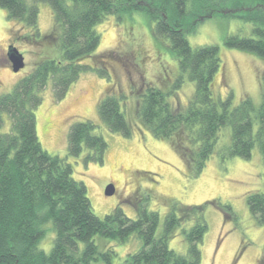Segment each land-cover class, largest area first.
<instances>
[{"label": "trees", "instance_id": "obj_1", "mask_svg": "<svg viewBox=\"0 0 264 264\" xmlns=\"http://www.w3.org/2000/svg\"><path fill=\"white\" fill-rule=\"evenodd\" d=\"M40 3L49 4L53 11L52 29L44 35L39 29ZM0 7L11 21L27 28L24 39L52 47L11 92L0 96V264H112L117 257L115 249L103 251L95 239L122 243L133 234L138 235L142 247L128 254L123 264H202L200 245L208 230L206 205L182 207L169 202L160 236V215L148 208L152 194L141 196L138 191L140 196L133 202L135 219L121 206L105 217L97 216L87 186L73 178L68 158L86 152L87 164L104 163L108 144L97 134L98 125L90 120L73 123L68 157L63 159L44 150L36 111L49 83L55 98L62 101L82 74L95 73L108 82L98 103L100 120L111 132L132 137V125L122 106L129 98L117 92L108 64L85 62L100 45L96 31L100 22L109 16L144 12L154 24V36L169 40L179 62L177 87L186 75L195 84V92L182 108L171 103L175 89L165 91L146 83L137 89L133 84L131 93L142 126L171 145L192 179L203 173L228 127L231 141L219 148L223 158L250 159L258 147L264 162V72L259 108L249 97L233 106L232 94L223 100L213 90L222 63L219 48H194L187 38L201 18L244 14L254 22L252 35L227 37L226 45L264 59V0H0ZM6 115L11 127L3 132ZM248 205L263 225L264 193L251 195ZM50 222L56 237L48 254L39 244ZM179 228L188 243L186 255L169 248V240Z\"/></svg>", "mask_w": 264, "mask_h": 264}, {"label": "rangeland", "instance_id": "obj_2", "mask_svg": "<svg viewBox=\"0 0 264 264\" xmlns=\"http://www.w3.org/2000/svg\"><path fill=\"white\" fill-rule=\"evenodd\" d=\"M38 7L39 29L44 35L52 29L53 11L47 3H40ZM153 27L144 12L106 17L96 26L101 36L100 45L85 62L108 64L117 92L129 98L122 106L132 125V137L125 138L111 132L100 120L98 103L108 82L95 73H84L62 101L55 98L51 83L43 92L42 104L36 111L40 142L48 153L67 158L71 125L83 120L94 122L98 125L97 134L108 144L104 163L87 164L86 152L79 158L68 160L73 178L87 186L97 216L105 217L121 206L128 217L135 219V198L152 194L154 199L149 201L148 208L160 215L157 231L160 236L164 231L169 202L182 207L206 205L208 230L200 245L202 264H262L264 224L251 214L248 205L251 195L264 193V162L258 147L250 159L223 158L219 148L231 141V128L228 127L223 131L218 151L207 162L203 173L192 179L171 145L154 138L136 116L137 101L131 93L133 84L137 89L143 83L165 91L175 89L171 103L182 108L187 107L195 92V84L186 75L177 87L181 76L179 62L173 56L169 40L157 39ZM193 27L187 36L192 47L217 46L220 51L221 68L213 82L215 95L225 100L232 94L233 106L249 97L259 108L264 59L229 48L225 42L231 36H251L253 20L244 14L207 17L195 22ZM26 32L27 28L25 30L22 24L11 21L7 11L0 7V96L11 92L14 85L40 62L43 54L52 51L50 45L24 39ZM9 46L16 47L25 58V68L18 73L12 70L7 55ZM101 54L106 57L99 58ZM4 119L2 131L7 132L11 122L8 115ZM110 184L116 190L108 196L105 191ZM45 229L39 248L49 254L56 237L53 223L47 224ZM95 241L103 251L115 249L117 257L112 264H123L128 254H134L142 247L137 234L122 243L98 237ZM169 248L177 254H187L188 243L182 229H177L170 238Z\"/></svg>", "mask_w": 264, "mask_h": 264}, {"label": "water", "instance_id": "obj_3", "mask_svg": "<svg viewBox=\"0 0 264 264\" xmlns=\"http://www.w3.org/2000/svg\"><path fill=\"white\" fill-rule=\"evenodd\" d=\"M7 55L11 63L13 72L18 73L25 68V58L16 47L10 46ZM115 190V186L113 184H110L106 188L105 193L106 195L110 196L115 193Z\"/></svg>", "mask_w": 264, "mask_h": 264}]
</instances>
